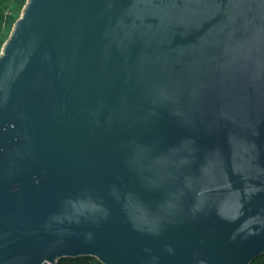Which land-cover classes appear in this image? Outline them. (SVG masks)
I'll list each match as a JSON object with an SVG mask.
<instances>
[{
    "label": "water",
    "instance_id": "1",
    "mask_svg": "<svg viewBox=\"0 0 264 264\" xmlns=\"http://www.w3.org/2000/svg\"><path fill=\"white\" fill-rule=\"evenodd\" d=\"M264 255V0H26L0 52V264Z\"/></svg>",
    "mask_w": 264,
    "mask_h": 264
},
{
    "label": "trees",
    "instance_id": "2",
    "mask_svg": "<svg viewBox=\"0 0 264 264\" xmlns=\"http://www.w3.org/2000/svg\"><path fill=\"white\" fill-rule=\"evenodd\" d=\"M26 0H0V52L8 39L15 22L20 17ZM57 264H101L91 257L65 258ZM252 264H264V255L256 258Z\"/></svg>",
    "mask_w": 264,
    "mask_h": 264
}]
</instances>
